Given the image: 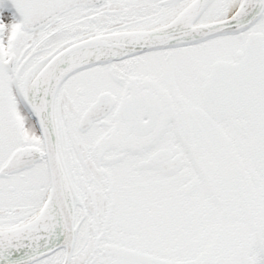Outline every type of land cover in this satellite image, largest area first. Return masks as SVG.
Listing matches in <instances>:
<instances>
[{
    "label": "snow or ice",
    "instance_id": "obj_1",
    "mask_svg": "<svg viewBox=\"0 0 264 264\" xmlns=\"http://www.w3.org/2000/svg\"><path fill=\"white\" fill-rule=\"evenodd\" d=\"M0 264H264V0H0Z\"/></svg>",
    "mask_w": 264,
    "mask_h": 264
}]
</instances>
